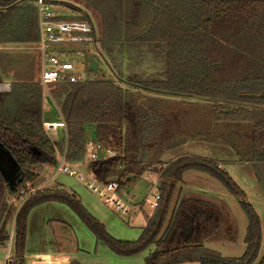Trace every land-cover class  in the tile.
Here are the masks:
<instances>
[{"label": "trees", "instance_id": "16d2710c", "mask_svg": "<svg viewBox=\"0 0 264 264\" xmlns=\"http://www.w3.org/2000/svg\"><path fill=\"white\" fill-rule=\"evenodd\" d=\"M23 1L0 0V84L10 85L0 93V152L16 166L14 179L7 180V160L0 164V246L8 241L14 213L8 199L30 192L42 168L55 167L57 154L83 163L86 135L93 130L92 140L114 152L102 165L90 163L94 177L102 184L124 182L158 172L159 166L158 208L137 241L123 242L110 237L75 195L42 189L16 214L17 264H24L26 216L49 202L66 205L114 255L134 257L153 245L144 264H264V255L258 258L259 217L217 162L180 155L161 163L165 153L189 141L227 146L252 167L264 192V0H78L97 17L98 29L79 8H72L77 17L58 20L92 25L93 48L112 79L97 66L74 83L52 86L50 96L65 125L58 143L43 128L37 10ZM187 171L207 174L240 199L247 218L240 257L204 247L219 234L221 204L178 197L164 227L175 186Z\"/></svg>", "mask_w": 264, "mask_h": 264}, {"label": "rangeland", "instance_id": "374dc122", "mask_svg": "<svg viewBox=\"0 0 264 264\" xmlns=\"http://www.w3.org/2000/svg\"><path fill=\"white\" fill-rule=\"evenodd\" d=\"M46 1L63 3L61 4L62 6L54 3L49 4L50 9L62 17L75 18L79 13H75L72 8L81 9L82 13H88L90 15L95 29H98L99 22L97 17L89 9L84 7L85 4L83 2H79L78 0ZM31 2L34 3L32 0H25L22 3ZM88 47L90 54L95 58L99 70L107 79L111 80L112 74L105 61L96 55L93 45H89ZM17 49L22 50V48ZM80 57L81 53H77L75 58L78 61H82ZM118 84L125 90L130 92L135 91L133 88L124 84ZM48 103L51 104L50 101H43L45 106ZM44 121L50 123L59 122L58 110L55 109L54 113L52 111ZM58 130L62 132V129ZM58 134L59 132L50 131L47 133V136L51 141L58 143L64 139V134H61L60 139L58 138ZM93 135V130H89L86 135L87 140H92ZM180 155L221 163L222 171L226 172L239 190L244 193V202L250 204L251 200H260L259 192L256 188L257 183L252 176L251 166L232 162L235 156L229 147L203 141H189L181 148L165 153L161 158V163L165 164ZM0 160L4 162V158L1 155ZM54 169L55 167L42 168L37 180L32 184L34 190L61 189L68 194L75 195L86 212L99 221L107 234L117 241H137L142 233V229L155 213V209L150 208V203L159 194V166L156 168V170H159L158 172L151 170L134 180L125 178L123 185L115 186L116 191L114 196L116 200H119L125 206L123 211L116 209L113 204L106 203L98 192L90 190L87 187V179L81 182L76 177L55 173ZM78 169L88 179L94 177L90 171V163H81ZM50 178H52V181ZM182 180L184 185L186 184L187 190H179L181 183L175 186L169 202L164 227L175 204V198L178 199V197L187 196L191 191L194 195L197 191L202 190L205 193H200L203 198L220 200L224 203L221 204L223 219L218 230L219 234L217 232L218 236L216 238L205 241L204 247L219 253L222 257H240L245 249L244 234L247 226V218L241 207L240 199L232 195L223 184L204 173L187 171L183 174ZM157 181L158 184L156 183ZM257 210L255 212L260 216L261 219H259L262 220V222L260 221L262 236L258 253V258H261L264 255V213H261L259 209ZM229 228V232L231 233L229 237L220 236L221 232ZM153 248L154 246L151 245L134 257L114 255L103 243L96 240L94 235L74 212L61 203L49 202L34 206L26 216L23 248L24 264L27 263L28 258L33 256L34 253L39 252H50L59 256H67L76 264H144V258L149 252L153 251ZM5 254V247L0 246V264L4 263ZM11 254H13V250Z\"/></svg>", "mask_w": 264, "mask_h": 264}, {"label": "built area", "instance_id": "2783aa9c", "mask_svg": "<svg viewBox=\"0 0 264 264\" xmlns=\"http://www.w3.org/2000/svg\"><path fill=\"white\" fill-rule=\"evenodd\" d=\"M37 10L38 23V44L35 49L39 52L40 59V77L39 85L42 90L43 101H50L55 107L50 91L52 86L58 82L74 83L80 77H83L85 72H88V58L91 55L89 45L94 43L92 34L94 28L92 25L83 21H64L58 20L62 16H58L56 12L50 9V6L45 3V0H34ZM81 53L82 61L76 60V54ZM80 69H82L80 71ZM10 90L8 83L0 84V93H7ZM57 110V109H56ZM43 128L46 132L62 129L65 133L64 122L59 118V122L50 123L43 122ZM85 158L84 163H91L93 161L105 160L114 155L110 148H105L100 143L93 140H87L85 144ZM80 164H72L65 160L64 154L56 155L55 173H62L69 177H76L83 182L88 180L87 187L98 194L108 204H113L116 209L123 211L125 206L119 200H116L114 193L116 191L115 183L102 184L95 177L88 179L78 166ZM220 168V166H218ZM52 181V178H50ZM158 184V181L156 182ZM40 189H38L39 191ZM37 192L34 188L27 194L20 193L18 197H10L8 202L14 208L13 218L9 225L8 241L3 246L6 249L3 264H17L16 258L12 252V241L14 233V221L16 214L27 201V199ZM110 194V195H108ZM160 201L159 194L154 197L150 203V208H158ZM36 264H57L52 258L42 257Z\"/></svg>", "mask_w": 264, "mask_h": 264}, {"label": "crops", "instance_id": "0c3cea01", "mask_svg": "<svg viewBox=\"0 0 264 264\" xmlns=\"http://www.w3.org/2000/svg\"><path fill=\"white\" fill-rule=\"evenodd\" d=\"M55 109H56V107H54L53 104L48 103L47 106H45L43 104L44 119H47V116L50 115V113L52 111L54 113V110ZM57 130H55L54 132H59L58 138L60 139L61 134H64V133H63V131L61 132V131H59V130L57 131ZM232 162L240 163V164H243V165H249V164H245V163L239 162V159L236 156H235V158L233 159ZM217 164L220 166V169L222 170L223 168H222L221 163L217 162ZM252 176L254 177L253 169H252ZM254 180H255V177H254ZM256 188H257V190L259 192L258 194H259L260 200H251L250 205H251L252 208L255 207L254 211L255 210L258 211L257 209H259L261 211V213H264V192H263V190L260 188V186L258 184H256ZM183 189L184 190H187V187H186V184L184 185V182L182 180V182H181V188L179 190L182 191ZM191 192H189V195H193V193H191ZM180 193H182V192H180ZM200 193H204V192H202V190H199L196 193H194V196H199V197L203 198V196H201ZM203 199L206 200V201H209V202H211L213 204H216V205L224 204L220 200H211V199H208V198H206V199L203 198ZM176 200H177V198H175V202H176ZM258 217L260 218L259 215H258ZM260 221L262 222V220H260ZM261 222H260V224H261ZM221 235H222V237L223 236L229 237L231 235V233L230 232H228V233L226 232V233H222ZM261 236H262V232H261ZM244 237H245V234H244ZM42 257L52 258V259H54V261L57 264H72L73 263L67 256H65V257L64 256H59V255H56V254H52L50 252H45V253L39 252V253H34L33 256H31L30 258H28L26 264H36L40 260V258H42ZM73 264H76V263H73Z\"/></svg>", "mask_w": 264, "mask_h": 264}, {"label": "water", "instance_id": "95a60500", "mask_svg": "<svg viewBox=\"0 0 264 264\" xmlns=\"http://www.w3.org/2000/svg\"><path fill=\"white\" fill-rule=\"evenodd\" d=\"M88 63H89L88 64V70L90 72H95L96 69H97V65H96V63L94 61V58L91 55L88 58ZM81 70L82 69H80V71ZM1 152L2 153H0V155L7 160V162L5 161L4 163H3L2 160H0V164H2V163L5 164V165H3L4 166L3 175L6 177L7 180L14 179V171L16 172V166L14 164V161L9 156H7L5 152H3V151H1ZM105 162H106L105 160L100 161L99 165H102ZM115 184L117 186H120V185L123 184V182L116 181Z\"/></svg>", "mask_w": 264, "mask_h": 264}]
</instances>
